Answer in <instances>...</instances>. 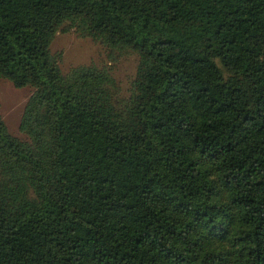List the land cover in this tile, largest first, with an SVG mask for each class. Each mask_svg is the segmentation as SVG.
Listing matches in <instances>:
<instances>
[{
    "label": "trees",
    "instance_id": "16d2710c",
    "mask_svg": "<svg viewBox=\"0 0 264 264\" xmlns=\"http://www.w3.org/2000/svg\"><path fill=\"white\" fill-rule=\"evenodd\" d=\"M75 29L135 54L64 73ZM0 264H264V0H0Z\"/></svg>",
    "mask_w": 264,
    "mask_h": 264
},
{
    "label": "rangeland",
    "instance_id": "374dc122",
    "mask_svg": "<svg viewBox=\"0 0 264 264\" xmlns=\"http://www.w3.org/2000/svg\"><path fill=\"white\" fill-rule=\"evenodd\" d=\"M51 51L61 55L60 66L64 73L80 66L107 68L117 83L120 95L129 97L137 75V55L112 53L102 44L83 38L70 28H63L56 34ZM32 93L31 87L17 89L8 80H0V114L10 133L21 140L27 139L20 130V124Z\"/></svg>",
    "mask_w": 264,
    "mask_h": 264
}]
</instances>
